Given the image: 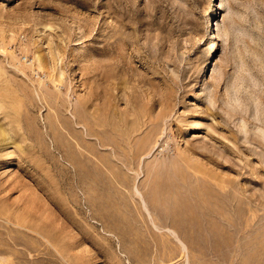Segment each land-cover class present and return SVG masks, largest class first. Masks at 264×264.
Segmentation results:
<instances>
[{"label": "rangeland", "instance_id": "obj_1", "mask_svg": "<svg viewBox=\"0 0 264 264\" xmlns=\"http://www.w3.org/2000/svg\"><path fill=\"white\" fill-rule=\"evenodd\" d=\"M1 125L0 264H264V0H0Z\"/></svg>", "mask_w": 264, "mask_h": 264}, {"label": "bare ground", "instance_id": "obj_2", "mask_svg": "<svg viewBox=\"0 0 264 264\" xmlns=\"http://www.w3.org/2000/svg\"><path fill=\"white\" fill-rule=\"evenodd\" d=\"M213 10H215V9H213ZM205 27L207 28V38L204 41V50H205L206 61H205L204 65H203L202 69H203L204 72H208L210 70V68L212 67V65H213L214 52H215V48H216V44H217V42H216V32H215V29H214V19L211 20L210 18L209 19L207 18V20L205 22ZM1 126H0V134H1V137H2V134L5 135V132H6V135H7L8 132L5 129H3V126L2 127ZM5 137L6 136H4V138ZM7 137H8V135H7ZM7 137H6V139H7Z\"/></svg>", "mask_w": 264, "mask_h": 264}]
</instances>
